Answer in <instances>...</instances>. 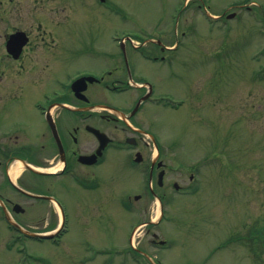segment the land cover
<instances>
[{
    "label": "rangeland",
    "instance_id": "obj_1",
    "mask_svg": "<svg viewBox=\"0 0 264 264\" xmlns=\"http://www.w3.org/2000/svg\"><path fill=\"white\" fill-rule=\"evenodd\" d=\"M14 26L73 48L60 61L58 82L49 79L57 93L77 71L123 65L124 38H134L124 40L130 55L132 46L154 50L152 38L174 45L164 60L137 63L135 79L150 80L178 107L148 112L175 162L167 186L154 184L166 216L134 233V246L161 264H264V0H0V43ZM96 174L100 189L91 195L68 180L67 190L52 187L68 214L66 232L58 243L32 241L24 264H123L116 251L128 250L133 226L155 220L160 209L145 165L131 166L112 151ZM174 181L184 194L171 188ZM140 194L133 212L123 209ZM0 233L8 235L3 225ZM154 234L166 247L152 244ZM104 248L107 255L96 253ZM18 256L1 251L0 264H17Z\"/></svg>",
    "mask_w": 264,
    "mask_h": 264
},
{
    "label": "flooded vegetation",
    "instance_id": "obj_2",
    "mask_svg": "<svg viewBox=\"0 0 264 264\" xmlns=\"http://www.w3.org/2000/svg\"><path fill=\"white\" fill-rule=\"evenodd\" d=\"M19 31L26 32L29 40L17 59L8 52L7 40L0 43V225L8 232L0 233V252L7 250V241L13 240L9 252L16 253L21 248L32 255L31 242L44 243V224L59 220L52 201L56 197L51 194L55 184L67 190L68 180L89 195L95 193L100 189L96 168L115 151L131 166L145 165L157 177L158 189H162L167 186L166 177L173 170L174 160L163 153L160 140L152 132L154 118L150 119L148 112L158 108L153 101L161 94L150 80L135 79L140 75L139 58L133 55L130 59V54H123V65L108 68L104 76H95L93 82L81 83L78 94L73 82L90 75L77 71L68 86L57 87L62 95L48 101L49 93L54 92L48 87L49 79L58 82L54 76L60 61L73 48L66 42L44 41V33L43 40H35L27 28L14 26L11 33ZM151 42L155 49H149L148 55L155 61L164 60L171 45L160 39ZM133 51L140 52L134 47L132 54ZM76 74L79 76L75 78ZM81 87L85 91L81 92ZM107 93L122 96L123 103L96 98ZM33 120L42 123L39 128L30 126ZM96 130L108 137L104 139L109 143L101 151ZM162 171L164 183L160 185L158 177ZM174 184L171 183L173 187ZM134 199L136 203L142 200L135 196ZM101 202H105V197ZM92 209L91 205L88 217ZM63 211L67 219L64 207Z\"/></svg>",
    "mask_w": 264,
    "mask_h": 264
},
{
    "label": "water",
    "instance_id": "obj_3",
    "mask_svg": "<svg viewBox=\"0 0 264 264\" xmlns=\"http://www.w3.org/2000/svg\"><path fill=\"white\" fill-rule=\"evenodd\" d=\"M233 15H231L230 17H232ZM28 40V38L26 37L24 32H19L16 34H12L9 37V45H8V49L9 51L15 56L18 57V55L20 54V51L24 45V43ZM93 78H90V80L92 81ZM81 82H84V79H80L78 80L74 85L73 88L74 90H76V92L80 91V88H78L81 85ZM84 87H82L81 90H83ZM104 135L101 134L100 138H102ZM45 238H48L47 236H44Z\"/></svg>",
    "mask_w": 264,
    "mask_h": 264
},
{
    "label": "bare ground",
    "instance_id": "obj_4",
    "mask_svg": "<svg viewBox=\"0 0 264 264\" xmlns=\"http://www.w3.org/2000/svg\"><path fill=\"white\" fill-rule=\"evenodd\" d=\"M57 170V169H56Z\"/></svg>",
    "mask_w": 264,
    "mask_h": 264
}]
</instances>
